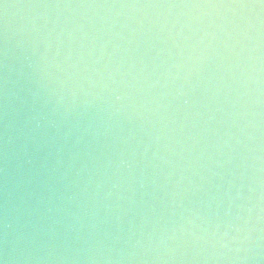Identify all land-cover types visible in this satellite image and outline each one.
Returning a JSON list of instances; mask_svg holds the SVG:
<instances>
[{"label":"water","instance_id":"1","mask_svg":"<svg viewBox=\"0 0 264 264\" xmlns=\"http://www.w3.org/2000/svg\"><path fill=\"white\" fill-rule=\"evenodd\" d=\"M0 264H264V3L0 0Z\"/></svg>","mask_w":264,"mask_h":264},{"label":"snow or ice","instance_id":"2","mask_svg":"<svg viewBox=\"0 0 264 264\" xmlns=\"http://www.w3.org/2000/svg\"><path fill=\"white\" fill-rule=\"evenodd\" d=\"M262 3H264V0H261Z\"/></svg>","mask_w":264,"mask_h":264}]
</instances>
